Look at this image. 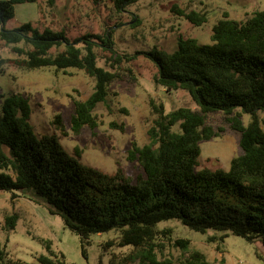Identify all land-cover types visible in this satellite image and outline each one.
<instances>
[{"label": "trees", "instance_id": "trees-1", "mask_svg": "<svg viewBox=\"0 0 264 264\" xmlns=\"http://www.w3.org/2000/svg\"><path fill=\"white\" fill-rule=\"evenodd\" d=\"M36 1L0 0V41L17 55L0 58V75L6 65L27 71H83L93 78L94 87L84 101H73L70 129L75 135L85 126L94 129V110L105 101L108 86L120 80L116 72L97 66V50L116 53L112 34L71 39L63 30H41L30 23L5 29L16 5ZM137 1L112 0V5L122 13ZM54 2L47 0L49 5ZM172 11L194 26L207 22L205 14L185 13L176 6ZM142 54L156 67L154 83L166 92H187L199 111L180 107L165 114L162 104H152L156 118L148 131L149 143L133 144L128 152L142 170L135 180L119 170L107 174L82 165L63 151L54 135L38 136L30 124L28 100L11 94L1 105L0 191L21 193L59 216L78 236L83 254L92 234L117 231L118 237L106 247L131 251L113 255L109 264H166L158 253L160 241L170 240V231L158 230L157 224L172 219L198 233L222 232L220 240L231 234L264 248V119L259 116L264 114V10L244 21L224 14L212 27L209 44L178 37L170 53L153 48ZM112 59L121 62L120 56ZM216 112L240 134V154L230 160L228 170H196L199 143L217 136L206 124L207 115ZM244 114L250 117L246 126ZM52 124L64 134L60 115ZM16 221L15 215L6 217L5 225L13 230ZM175 243L187 249L186 241ZM46 249L35 263H24L9 258L0 247V264H65L49 243ZM190 258V264H208L198 252Z\"/></svg>", "mask_w": 264, "mask_h": 264}, {"label": "rangeland", "instance_id": "rangeland-1", "mask_svg": "<svg viewBox=\"0 0 264 264\" xmlns=\"http://www.w3.org/2000/svg\"><path fill=\"white\" fill-rule=\"evenodd\" d=\"M173 6L185 13L205 14L207 22L194 26L172 11ZM261 10L264 0H138L122 13L115 12L112 0H55L53 5L38 0L18 4L13 18L4 24L5 29L30 23L41 30H63L71 39L88 33H111L116 53L97 50V66L116 72L120 80L108 86L105 101L93 112L97 127L85 126L75 135L70 129L73 101H84L92 93L93 78L77 69L27 71L6 65L0 75V114L3 97L20 94L29 102L30 124L38 136L54 135L63 151L82 165L107 174L119 170L135 180L142 170L128 152L133 144L141 147L149 143L148 131L156 118L152 104H162L165 114L180 107L199 111L187 92H166L154 83L156 67L142 53L153 48L170 53L176 49L178 37L209 44L211 29L224 14L231 20L244 21ZM116 56L121 57L119 64L112 59ZM0 58L11 60L17 55L0 41ZM56 115L61 117L64 134L52 124ZM259 116L264 119V114ZM249 121V115H242L244 126ZM206 124L217 136L199 143L196 170H228L230 160L240 154V134L230 128L220 112L208 114ZM12 215L17 221L10 230L5 218ZM157 229L170 231V240L160 241L158 253V259L166 264H190L193 252L200 253L208 264H264V248L258 241L249 243L231 234L220 240L222 232L198 233L175 219L158 223ZM117 237L115 230L92 234L83 254L78 236L64 226L59 216L21 193L0 191V247L13 260L35 263L38 255L47 254L49 243L53 252L64 256L65 264H109L113 255L120 257L131 251V247H106L108 241ZM176 240L186 241L187 249L177 245Z\"/></svg>", "mask_w": 264, "mask_h": 264}, {"label": "water", "instance_id": "water-1", "mask_svg": "<svg viewBox=\"0 0 264 264\" xmlns=\"http://www.w3.org/2000/svg\"><path fill=\"white\" fill-rule=\"evenodd\" d=\"M1 27H2V25H1ZM1 29V28H0Z\"/></svg>", "mask_w": 264, "mask_h": 264}]
</instances>
